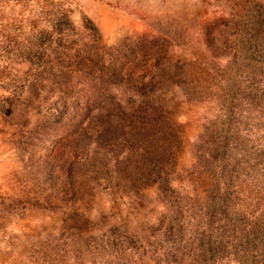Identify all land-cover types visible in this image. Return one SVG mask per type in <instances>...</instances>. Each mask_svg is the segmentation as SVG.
<instances>
[{"label":"rangeland","instance_id":"374dc122","mask_svg":"<svg viewBox=\"0 0 264 264\" xmlns=\"http://www.w3.org/2000/svg\"><path fill=\"white\" fill-rule=\"evenodd\" d=\"M250 5L264 10V0H0V264H169L171 242L184 247L208 224L229 108L225 174L247 169L234 174L229 215H260L264 165L236 163L264 149V109L250 105L245 68L226 88ZM59 24L65 65L89 56L115 69L104 91L86 67L63 79L67 103L61 83L34 80ZM143 96L166 103L174 129L153 171L145 137L127 129Z\"/></svg>","mask_w":264,"mask_h":264},{"label":"trees","instance_id":"16d2710c","mask_svg":"<svg viewBox=\"0 0 264 264\" xmlns=\"http://www.w3.org/2000/svg\"><path fill=\"white\" fill-rule=\"evenodd\" d=\"M61 26V24L56 26V29L61 33L59 43L53 47L48 56L46 52L41 55V60L37 61L39 63L37 65L42 70L34 80L37 82H42L45 78L47 80V77H44L45 74L53 82L61 83L63 87H60L59 92L64 97L62 100L67 103L70 99V91L67 87L68 80L63 79L66 77L70 79L69 74L75 69L86 67L88 73L94 75V80L98 82L94 84V87L99 89H103L107 82H114L113 79L118 74L112 66L109 68L105 65L106 70L95 67L94 64H91L92 59L89 56H80L79 61H75L76 67L74 69L71 65H65L64 60L67 57V52L62 45V37L65 31ZM235 28L236 33L233 37L234 52L229 62L232 68V76L227 81L226 88L230 91L238 84L239 72L242 68H245L248 79L251 80L250 105L255 109H264V10L258 5H250L246 19L237 22ZM94 33L96 35V32ZM214 38L213 40H215ZM42 45L41 42L40 48H42ZM74 56L79 55L75 54ZM89 62L90 64H88ZM125 71L126 69L123 66L120 68L119 73L125 76L124 74H127V71L126 73ZM147 96H143L144 98L138 102L136 109L133 107V116L130 124L128 123L129 126L127 125V129L129 130L128 133H131L134 138H138L139 135L145 137L143 139L147 142L145 148H148V156L150 155L152 158L148 168L153 171L157 167L155 165L157 157L166 155L171 150V141H174V129L171 126V118L166 115V103ZM64 106L65 109L60 112L61 115H64L66 110L69 109L68 104ZM113 109L114 107H109L108 110L100 112L99 115L108 114L111 117ZM229 110L227 112L228 117H224L221 129L218 130L221 136L220 146L212 155V159L216 163L215 172L220 170V175L216 173L217 178L215 180L217 182L214 183L215 188L209 194L208 212L206 213L208 224L203 231L195 232L194 239L191 242L187 241L188 243L184 247L177 245L176 241L179 237L176 238V241L171 242L173 256L172 261H168L169 264H187L185 262L187 258L190 264H264V195L262 194L260 198H257L259 200L257 202L258 208L261 209L260 215L255 219H246L249 213L245 209H242L239 213L235 212L229 215L234 174L237 173L235 175L239 176L241 172L244 173L247 170L243 168L241 172H236V166H232L231 171L225 174L230 166L228 163H224L223 159L230 144V125L233 124V118H231L233 110ZM104 132L105 130L102 128V135H104ZM259 152L260 154H255V158L252 159L253 156L245 157L246 151H244V154L240 151L239 154L242 157L237 159L236 164L243 166L246 162L250 167L257 165L263 167L264 149L262 148ZM174 228L171 226L167 232L172 234Z\"/></svg>","mask_w":264,"mask_h":264}]
</instances>
